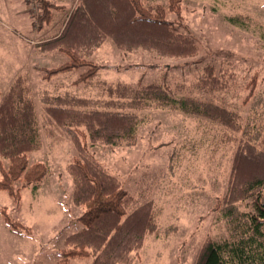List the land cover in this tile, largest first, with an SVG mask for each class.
I'll list each match as a JSON object with an SVG mask.
<instances>
[{
  "label": "rangeland",
  "instance_id": "obj_1",
  "mask_svg": "<svg viewBox=\"0 0 264 264\" xmlns=\"http://www.w3.org/2000/svg\"><path fill=\"white\" fill-rule=\"evenodd\" d=\"M73 1L52 8V18L43 23L37 2L0 0V6H7L0 7V102L17 80H23L38 129V145L27 155L28 162L47 168L37 189L19 190L18 203L0 191V264H60L62 251L69 248L66 239L82 228L78 218L83 209L73 201L68 172L78 153L69 132L48 122L46 96L106 100L101 81L161 84L177 99L194 97L235 112L239 126H248V135L258 132L259 142L264 140V0H180L178 14L168 0H140L144 6L169 7L166 20L194 39L198 54L194 59H162L143 49L119 50L105 38L87 54L99 68L98 79L89 86L77 83L85 68L46 78V70L60 66L65 56L54 49L41 51V44L60 35L76 5ZM236 16L241 23L230 22ZM208 65L225 88L198 85ZM150 104L129 110L140 119L132 144L108 146L91 144L81 135L79 139L86 153L133 199L128 211L145 203L153 206L156 230L131 253L130 264H194L205 241L235 240L222 201L243 132ZM251 206V200L236 204L240 214L250 212ZM92 262L90 256L66 264Z\"/></svg>",
  "mask_w": 264,
  "mask_h": 264
},
{
  "label": "trees",
  "instance_id": "obj_2",
  "mask_svg": "<svg viewBox=\"0 0 264 264\" xmlns=\"http://www.w3.org/2000/svg\"><path fill=\"white\" fill-rule=\"evenodd\" d=\"M35 2L41 10L38 20L49 21L52 4L48 0H31V5ZM168 2L175 3L171 9L179 12L176 4L180 0ZM167 11L169 7L144 6L140 0H77L60 35L41 44V51L54 49L65 56L57 68L45 69L46 78L85 68L77 83L91 85L98 79L99 68L87 59V54L105 38L119 50L143 49L162 59H194L197 44L181 33L174 22L166 20ZM229 20L242 22L238 16ZM200 77L198 85L202 88H225L212 65L206 66ZM22 83L23 80H17L0 102V191L16 203L20 189H37L47 175L45 164L28 162L27 155L38 145V129L34 105L26 99ZM100 86L106 100L69 94L44 97L48 122L69 132L78 153L68 172L73 183V201L83 209L78 218L82 228L66 239L69 248L62 251L59 263L93 256L92 264H130L131 253L139 250L146 235L156 230L152 204L128 211L135 203L133 199L113 175L86 153L79 139L81 135L91 144L108 146L132 144L140 123L132 111L148 108L152 103L243 132L232 156L227 193L222 201L225 217L236 233L235 240L205 241L194 264H264V140L259 142L260 133L248 135V126L241 128L238 124L239 116L217 103L189 96L177 99L169 86L138 82L106 85L104 81ZM246 200H251L252 209L240 214L236 204ZM4 220L11 224L7 218Z\"/></svg>",
  "mask_w": 264,
  "mask_h": 264
},
{
  "label": "crops",
  "instance_id": "obj_3",
  "mask_svg": "<svg viewBox=\"0 0 264 264\" xmlns=\"http://www.w3.org/2000/svg\"><path fill=\"white\" fill-rule=\"evenodd\" d=\"M48 1L49 2L51 1V3H54L52 5V8H55V7L56 8H61L64 0H48ZM73 2H75V0ZM0 7L7 8V6H4V5H1Z\"/></svg>",
  "mask_w": 264,
  "mask_h": 264
}]
</instances>
